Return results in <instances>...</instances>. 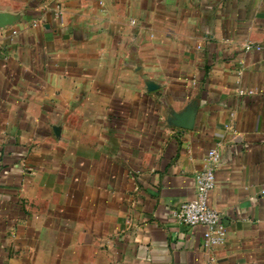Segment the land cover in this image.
Here are the masks:
<instances>
[{
	"label": "crops",
	"instance_id": "obj_1",
	"mask_svg": "<svg viewBox=\"0 0 264 264\" xmlns=\"http://www.w3.org/2000/svg\"><path fill=\"white\" fill-rule=\"evenodd\" d=\"M263 190L264 0H0V264H264Z\"/></svg>",
	"mask_w": 264,
	"mask_h": 264
},
{
	"label": "built area",
	"instance_id": "obj_2",
	"mask_svg": "<svg viewBox=\"0 0 264 264\" xmlns=\"http://www.w3.org/2000/svg\"><path fill=\"white\" fill-rule=\"evenodd\" d=\"M245 51L261 50L260 46L246 44ZM240 94H244L240 91ZM219 165V154L215 149H210L205 158L204 169L196 176V193L193 199L180 205L174 211L175 221L187 227H201L203 229V247L212 250L225 243L226 229L221 221L219 212L208 205L210 192L216 184V170ZM264 195V190L261 192ZM208 264H215L213 257L209 258Z\"/></svg>",
	"mask_w": 264,
	"mask_h": 264
},
{
	"label": "water",
	"instance_id": "obj_3",
	"mask_svg": "<svg viewBox=\"0 0 264 264\" xmlns=\"http://www.w3.org/2000/svg\"><path fill=\"white\" fill-rule=\"evenodd\" d=\"M191 117L190 114L187 112L185 114H183L182 116H175V118H189ZM177 126L183 127V128H190L191 122H189V124H180V123H176Z\"/></svg>",
	"mask_w": 264,
	"mask_h": 264
}]
</instances>
